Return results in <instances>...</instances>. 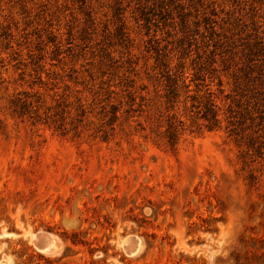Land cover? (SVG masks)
<instances>
[{
  "label": "rangeland",
  "instance_id": "obj_1",
  "mask_svg": "<svg viewBox=\"0 0 264 264\" xmlns=\"http://www.w3.org/2000/svg\"><path fill=\"white\" fill-rule=\"evenodd\" d=\"M0 264H264V0H0Z\"/></svg>",
  "mask_w": 264,
  "mask_h": 264
},
{
  "label": "trees",
  "instance_id": "obj_2",
  "mask_svg": "<svg viewBox=\"0 0 264 264\" xmlns=\"http://www.w3.org/2000/svg\"><path fill=\"white\" fill-rule=\"evenodd\" d=\"M174 91H175V88L172 89L171 94L174 93ZM198 109H199L198 113L201 114V119L206 122L207 128L214 129V128L219 127L220 125L219 110L211 94L208 95L205 102L200 103V105L198 106ZM233 125L234 124L232 123V120H231V126ZM230 131L236 135L240 133L237 131L236 128H232ZM168 138H169V142L171 145L173 146L177 145V142L179 139V127L176 125V122H173L170 125ZM254 146H255V143H252L250 141L249 147L254 148ZM73 243L75 244L76 242L73 241Z\"/></svg>",
  "mask_w": 264,
  "mask_h": 264
},
{
  "label": "water",
  "instance_id": "obj_3",
  "mask_svg": "<svg viewBox=\"0 0 264 264\" xmlns=\"http://www.w3.org/2000/svg\"><path fill=\"white\" fill-rule=\"evenodd\" d=\"M130 239L131 241L129 242V246L126 245L125 248L129 255H134L138 249V242L134 238H130ZM55 243L56 245H58L56 240L53 238V236L46 233H39L35 239V246L37 250L41 253L47 250H52Z\"/></svg>",
  "mask_w": 264,
  "mask_h": 264
},
{
  "label": "bare ground",
  "instance_id": "obj_4",
  "mask_svg": "<svg viewBox=\"0 0 264 264\" xmlns=\"http://www.w3.org/2000/svg\"><path fill=\"white\" fill-rule=\"evenodd\" d=\"M131 241V239H129L128 241H127V245L129 246V242ZM56 248V243H55V245H54V247H53V249L52 250H47V251H45V252H52L54 249ZM128 248V247H127Z\"/></svg>",
  "mask_w": 264,
  "mask_h": 264
}]
</instances>
